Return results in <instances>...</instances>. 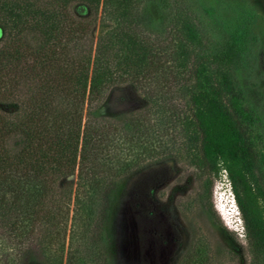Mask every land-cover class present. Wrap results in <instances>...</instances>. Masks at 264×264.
<instances>
[{
  "label": "trees",
  "instance_id": "obj_1",
  "mask_svg": "<svg viewBox=\"0 0 264 264\" xmlns=\"http://www.w3.org/2000/svg\"><path fill=\"white\" fill-rule=\"evenodd\" d=\"M0 30V264H63L73 198L67 264H105V239L87 245L97 212L116 183L169 160L199 177L227 172L252 264H264L261 124L236 78L242 43L207 11L190 0H0ZM123 87L140 106L98 115Z\"/></svg>",
  "mask_w": 264,
  "mask_h": 264
},
{
  "label": "rangeland",
  "instance_id": "obj_2",
  "mask_svg": "<svg viewBox=\"0 0 264 264\" xmlns=\"http://www.w3.org/2000/svg\"><path fill=\"white\" fill-rule=\"evenodd\" d=\"M190 1L210 14L222 34L234 36L242 43L243 68L236 71V78L245 94V106L261 124L256 128L254 143L264 179V0ZM147 10L156 22L162 16L155 6H148ZM100 30L98 25L96 37ZM140 101L130 88L123 87L109 95L98 115L124 119L140 106ZM73 207L74 198L63 264H67ZM100 210L87 245L99 242V236L105 239V264L253 262L224 169L214 179L208 174L199 177L187 164L177 165L171 160L150 163L116 183L111 203Z\"/></svg>",
  "mask_w": 264,
  "mask_h": 264
}]
</instances>
